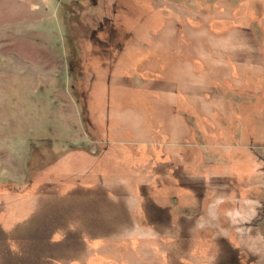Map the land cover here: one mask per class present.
I'll use <instances>...</instances> for the list:
<instances>
[{
  "label": "rangeland",
  "instance_id": "1",
  "mask_svg": "<svg viewBox=\"0 0 264 264\" xmlns=\"http://www.w3.org/2000/svg\"><path fill=\"white\" fill-rule=\"evenodd\" d=\"M201 179L264 206V0H0V264H220Z\"/></svg>",
  "mask_w": 264,
  "mask_h": 264
},
{
  "label": "crops",
  "instance_id": "2",
  "mask_svg": "<svg viewBox=\"0 0 264 264\" xmlns=\"http://www.w3.org/2000/svg\"><path fill=\"white\" fill-rule=\"evenodd\" d=\"M212 85L213 84H206V86L209 88V90H208L209 95L214 96L216 98V92H215L216 89L214 90L213 89L214 85L213 86ZM197 86L198 85H195V84H181L182 90L187 89V88L190 89L192 87L193 88L194 87L200 88V85H199V87H197ZM204 89H206V88H204ZM218 99L223 100V101H228L226 99V97L220 98L218 96ZM204 101H205V105L214 104L213 102H209L208 100H204ZM212 115H214V114H209V116H210L209 118L212 121H214V123H216L217 126H219V124L216 122L217 119H215V117ZM204 124L208 130L212 131L209 124H207L206 122H204ZM228 147L230 148L231 146L229 145ZM187 159H188V157H187ZM188 162H190V161L188 160ZM163 166L165 167V166H167V164H165ZM200 167H201V165H200ZM222 168L225 169L224 167H222ZM222 168L219 169V172H221L223 170ZM212 183H215L213 181V179H211L210 182L204 181L201 179V182L199 183L200 187H199L198 192H197L198 201L199 202H206L207 203V206H206L207 210L198 216V219H196L197 223L196 224L194 223L191 226V228L194 227L197 230H202L204 232V234H206L207 232L208 233L209 232L214 233L215 231L218 232L217 230H220V232H222L224 234L223 235L224 245H222L218 242L220 247H217L218 245L215 247L217 249V250H215V251H217L216 254H219V252H222V255L224 256V259H221L224 261L220 262V264H249L250 262H257L258 260L255 259L254 255H251V254H254L255 250H257L258 251L257 254H259V252L261 251L262 253H260V254L262 255L264 253V250H261V247L259 248V246H262L261 243L255 242V240H257V238L252 239L251 237H256V236H254L255 233L253 232V225L255 224L254 220L256 217V213L258 211L261 212L264 209L263 200H253V199L245 198V197H244L245 199L244 198L241 199V195L238 194L234 197V199L237 200L239 202V204L241 203V201L243 199H244L243 201L251 200V203H247V204L243 203L239 209L237 208V210H234L235 208H232L231 206L228 205L229 204L228 199H230L228 196V194L230 193V189H229L230 185L228 183L222 184L220 182L218 185L214 186ZM187 184L190 185V183H187ZM208 190H209V192H208ZM212 190L214 192H213V194H210ZM144 193H145V190H144ZM208 201H209V203L211 202V204H209ZM212 202H214V205L212 204ZM212 205H213V207H212ZM224 206L229 207L227 209L228 212L223 211V209H225ZM220 217H225V218H227V220H229V222L232 224L231 227L229 224L230 229L227 226H226L227 229H225V230H222L219 228L220 227L219 225L221 223H217V219L219 220ZM138 230L141 231V228H139ZM170 232L172 234H179V229L171 227ZM180 232H183V231H180ZM187 232H189V230ZM228 233H230L231 236H233V233H237V235H236L237 240H235L234 242L231 240H228V239H230L228 236ZM225 234L227 235V239L225 237L226 236ZM225 241H226V244H225ZM251 241H253V243H250ZM218 243H216V241H215L214 244H218ZM238 245L240 247H238ZM248 248L252 249V251L249 252ZM231 249H233L234 252ZM214 259H217V258L214 257ZM215 261H219V260H212V262H215ZM175 264H182V263L177 261Z\"/></svg>",
  "mask_w": 264,
  "mask_h": 264
},
{
  "label": "flooded vegetation",
  "instance_id": "3",
  "mask_svg": "<svg viewBox=\"0 0 264 264\" xmlns=\"http://www.w3.org/2000/svg\"><path fill=\"white\" fill-rule=\"evenodd\" d=\"M263 212V210L260 212V211H258L257 213H256V217L259 215V213H262ZM255 225L256 224H254L253 225V227H255ZM254 232V231H253ZM255 233V235H257L256 237H251L252 239H255V238H259L260 240H261V242H262V239L264 240V235H262V234H260L259 233V231H258V233H256V232H254ZM228 242V241H227ZM261 244H263V243H261ZM232 247V246H231ZM233 252H234V250L233 249H231Z\"/></svg>",
  "mask_w": 264,
  "mask_h": 264
}]
</instances>
